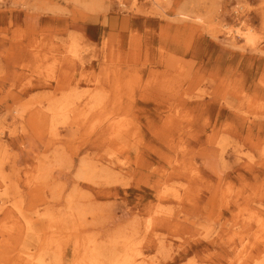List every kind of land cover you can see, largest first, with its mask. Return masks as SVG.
I'll list each match as a JSON object with an SVG mask.
<instances>
[{
  "label": "rangeland",
  "instance_id": "374dc122",
  "mask_svg": "<svg viewBox=\"0 0 264 264\" xmlns=\"http://www.w3.org/2000/svg\"><path fill=\"white\" fill-rule=\"evenodd\" d=\"M129 255L264 264V0H0V264Z\"/></svg>",
  "mask_w": 264,
  "mask_h": 264
},
{
  "label": "bare ground",
  "instance_id": "6f19581e",
  "mask_svg": "<svg viewBox=\"0 0 264 264\" xmlns=\"http://www.w3.org/2000/svg\"><path fill=\"white\" fill-rule=\"evenodd\" d=\"M238 33H239V31H238ZM243 35H245V36H247V33H245V34H243ZM53 111V110H52ZM77 231V230H76ZM56 239V238H55ZM90 241V240H89ZM92 241V240H91ZM90 241V242H91ZM92 243V242H91ZM87 247H88V245H87ZM96 252V251H95ZM102 253V252H101ZM101 253H100V255H101ZM30 255V254H29ZM29 255H27V256H29ZM39 255V254H38ZM105 255V254H104ZM115 255V254H114ZM94 256V255H93ZM113 256V255H112ZM111 256V257H112ZM98 257V256H97ZM102 257H103V255H102ZM110 257V258H111ZM114 257V256H113ZM116 257V256H115ZM27 258V260L29 259L28 257H26ZM109 259V258H108ZM45 262H46V260H45ZM111 262V264H136L134 261H133V259H132V257L129 255V256H126V257H124V256H118V257H116L115 259H113V260H111L110 261ZM27 263V262H26ZM25 263V264H26ZM43 263V258H39L38 259V264H42ZM46 264H48V262L46 263ZM96 264H102V263H96Z\"/></svg>",
  "mask_w": 264,
  "mask_h": 264
}]
</instances>
